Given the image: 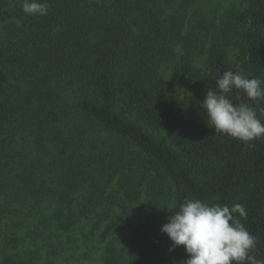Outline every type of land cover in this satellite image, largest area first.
I'll return each mask as SVG.
<instances>
[{
	"label": "trees",
	"instance_id": "1",
	"mask_svg": "<svg viewBox=\"0 0 264 264\" xmlns=\"http://www.w3.org/2000/svg\"><path fill=\"white\" fill-rule=\"evenodd\" d=\"M246 1V10L231 12L208 36L206 48L200 30L184 33L192 0H47L46 16L25 14L23 0L4 10L0 0V23L15 20L0 46L5 250L45 234L71 243L83 218H96L98 229L119 191L130 201L146 185L152 194L172 192L168 208L189 198L244 205L247 217L237 218L257 239L252 254L264 260V138L246 144L215 134L200 106L225 71L264 80V0ZM205 48L200 70L193 61ZM164 65L190 82L185 96L169 90ZM229 98L257 107L242 91ZM20 133L31 139L26 150L15 139ZM174 213L153 221L125 264L188 259L183 246L170 251L161 232ZM12 257L2 264H27Z\"/></svg>",
	"mask_w": 264,
	"mask_h": 264
},
{
	"label": "rangeland",
	"instance_id": "2",
	"mask_svg": "<svg viewBox=\"0 0 264 264\" xmlns=\"http://www.w3.org/2000/svg\"><path fill=\"white\" fill-rule=\"evenodd\" d=\"M5 1L2 9L13 11L22 0ZM107 2L110 3L111 0H107ZM247 7L246 0H192L187 13L184 33H187L191 28L200 30L199 33L203 40L201 43L206 44L205 47L208 48L210 45L208 36L227 21L231 12L233 14L241 12ZM13 23L15 20L0 23V46ZM206 48L203 54H198L194 58L193 65L197 69H205ZM182 54L183 48L178 46L176 48L177 58ZM228 54L230 59L235 61L238 53L236 49H233L229 50ZM161 75L171 92L181 97L188 93L190 82L177 76L172 65H164ZM11 84L14 87L23 86V83L17 81H12ZM23 90L25 89L23 88ZM21 135L24 136V140ZM162 136L166 137V134H162ZM15 139L18 141L20 149L29 148L31 139L26 137V134L20 133ZM165 190L163 195H159V191L152 194L153 192L148 186L144 185L138 189L136 198L130 201H122L123 194L122 191H119L117 195L119 202L105 207V209H109V220L103 221L100 227L95 229L93 223L98 221L96 218L92 224L83 218L72 235L71 243H68L67 236L59 233L47 234V236L45 234L44 237H39L35 241L27 239L16 249L7 248L5 250L7 241L4 243V240L9 239H6V235L9 233L5 225L0 226V264L6 260L8 255L16 258L14 260L24 261L27 264H125L153 221L168 212L167 206L172 192ZM51 212L49 209L43 213L50 215ZM32 221V225H36L38 219H32ZM19 234L20 236L25 235L24 231ZM60 243L64 246H61ZM61 247L65 248L64 251Z\"/></svg>",
	"mask_w": 264,
	"mask_h": 264
},
{
	"label": "clouds",
	"instance_id": "3",
	"mask_svg": "<svg viewBox=\"0 0 264 264\" xmlns=\"http://www.w3.org/2000/svg\"><path fill=\"white\" fill-rule=\"evenodd\" d=\"M22 11L33 16H46L47 0H23ZM217 90H208L202 100L205 119L215 134L227 135L244 143L264 138V80L250 78L242 69L225 71L216 81ZM242 91L257 104H234L229 98L233 90ZM218 199V198H217ZM168 208V207H167ZM168 217L161 232L167 234L172 244L170 251L183 246L188 259L183 264H264L252 254L257 239L237 217H247L244 205L229 207L200 199H186Z\"/></svg>",
	"mask_w": 264,
	"mask_h": 264
}]
</instances>
